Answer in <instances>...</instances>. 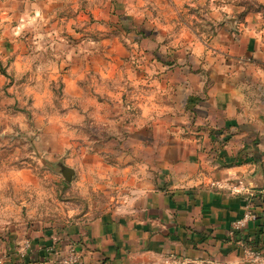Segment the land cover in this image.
Listing matches in <instances>:
<instances>
[{
  "label": "crops",
  "instance_id": "0c3cea01",
  "mask_svg": "<svg viewBox=\"0 0 264 264\" xmlns=\"http://www.w3.org/2000/svg\"><path fill=\"white\" fill-rule=\"evenodd\" d=\"M81 1L109 4L101 15L115 23L105 28L120 26L136 44L105 37L114 58L96 55L92 18L103 6L80 11V38L62 61L78 101L71 112L115 132L93 139L80 179L107 201L95 216L90 202L70 222L0 232V264H57L72 248L75 264H264V218L236 227L248 205L264 209V187L252 185H264V11H248L237 30L216 27L209 41L175 43L168 24L145 26L160 23V0ZM123 7L132 13L120 16ZM132 20L146 21L137 29ZM240 180L254 195L231 189Z\"/></svg>",
  "mask_w": 264,
  "mask_h": 264
},
{
  "label": "rangeland",
  "instance_id": "374dc122",
  "mask_svg": "<svg viewBox=\"0 0 264 264\" xmlns=\"http://www.w3.org/2000/svg\"><path fill=\"white\" fill-rule=\"evenodd\" d=\"M28 2L27 8H23L17 2L0 0V232L3 233L16 232L38 221L46 226L70 222L85 213L90 202L97 206L90 216L102 212L101 206L107 201L103 191L100 195H93L94 189L87 192V180L80 179L87 176V155L93 149V139L96 143L115 132L93 131L86 117L77 120L71 112L78 101L66 92L62 61L70 60L68 46L80 38L73 29L75 21L81 20L76 13L91 9L98 12L102 6L99 17L92 18L95 54L108 57L103 48L110 46L107 39L116 36L121 46H136L132 36L121 31L120 26L113 31L105 28L107 23H115L101 15L108 11L107 3ZM159 4L154 9L160 17L159 24L149 20H132L131 24L138 29L146 21L145 26L152 30L161 23L168 24L169 38L175 43L188 36L209 41L216 27L219 30L231 25L234 18L243 19L248 11H264V4L258 0H160ZM117 9L120 16L132 13V8ZM233 24L232 28L237 30V23ZM63 165L75 169L71 180L64 177Z\"/></svg>",
  "mask_w": 264,
  "mask_h": 264
},
{
  "label": "built area",
  "instance_id": "2783aa9c",
  "mask_svg": "<svg viewBox=\"0 0 264 264\" xmlns=\"http://www.w3.org/2000/svg\"><path fill=\"white\" fill-rule=\"evenodd\" d=\"M224 185L220 184V186H224ZM230 187L233 191L246 190V192L249 193L251 196L254 195V193L252 192L253 191L252 188H249L247 185H245L243 180H240L237 184L230 183ZM258 218H264V209L260 212H257L253 210L250 205H248L243 216L236 221V227L240 228L246 225L250 220H256ZM28 246H29V241H26L23 252L26 251ZM50 249H54L53 246ZM249 253L253 254L254 257H258L259 255V252H255L253 250H250ZM79 259H80V254L74 248H72L71 252L67 256H64L59 260H57V264H75L79 261Z\"/></svg>",
  "mask_w": 264,
  "mask_h": 264
},
{
  "label": "water",
  "instance_id": "95a60500",
  "mask_svg": "<svg viewBox=\"0 0 264 264\" xmlns=\"http://www.w3.org/2000/svg\"><path fill=\"white\" fill-rule=\"evenodd\" d=\"M232 18H234V17H232ZM236 20H237V18L232 19L231 23L233 24L234 22H236ZM62 173H63L64 177L66 178V180H71L75 174V169L72 166L63 165ZM252 185L257 187V188L264 187V185H254V184H252Z\"/></svg>",
  "mask_w": 264,
  "mask_h": 264
}]
</instances>
